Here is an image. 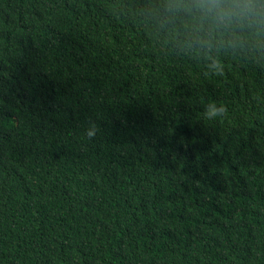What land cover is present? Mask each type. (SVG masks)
Returning <instances> with one entry per match:
<instances>
[{"label":"trees","instance_id":"trees-1","mask_svg":"<svg viewBox=\"0 0 264 264\" xmlns=\"http://www.w3.org/2000/svg\"><path fill=\"white\" fill-rule=\"evenodd\" d=\"M141 3L0 0V264H264V68L198 69Z\"/></svg>","mask_w":264,"mask_h":264},{"label":"clouds","instance_id":"clouds-1","mask_svg":"<svg viewBox=\"0 0 264 264\" xmlns=\"http://www.w3.org/2000/svg\"><path fill=\"white\" fill-rule=\"evenodd\" d=\"M140 23L176 57L221 75L227 61L264 68V0H142ZM226 106L208 100L201 117L222 118ZM95 128L85 131L88 138Z\"/></svg>","mask_w":264,"mask_h":264}]
</instances>
